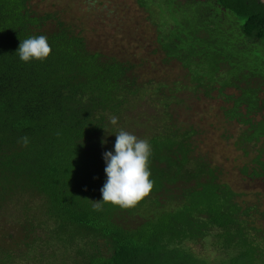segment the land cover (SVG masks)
<instances>
[{
  "label": "trees",
  "instance_id": "obj_1",
  "mask_svg": "<svg viewBox=\"0 0 264 264\" xmlns=\"http://www.w3.org/2000/svg\"><path fill=\"white\" fill-rule=\"evenodd\" d=\"M137 2L177 78L145 79L58 11L0 0V264H212L200 242L224 264H264V209L241 200L200 150V127L181 119L190 97L221 96L241 126V173L264 179V2ZM39 35L51 54L20 61V42ZM121 129L150 142L153 188L133 207L95 211Z\"/></svg>",
  "mask_w": 264,
  "mask_h": 264
},
{
  "label": "rangeland",
  "instance_id": "obj_2",
  "mask_svg": "<svg viewBox=\"0 0 264 264\" xmlns=\"http://www.w3.org/2000/svg\"><path fill=\"white\" fill-rule=\"evenodd\" d=\"M33 6L42 12L58 11L86 36L93 50L140 63L145 79L172 80L183 73L179 63H165L162 54L155 53V28L137 0H33ZM226 104L219 95L214 98L192 96L181 108V119L200 127V150L222 168L224 179L243 193L241 200L259 203L264 209V179L252 180L241 173L246 157L236 149L231 137L241 126L225 116L223 106ZM193 247L212 264H224L210 242L193 244Z\"/></svg>",
  "mask_w": 264,
  "mask_h": 264
},
{
  "label": "clouds",
  "instance_id": "obj_3",
  "mask_svg": "<svg viewBox=\"0 0 264 264\" xmlns=\"http://www.w3.org/2000/svg\"><path fill=\"white\" fill-rule=\"evenodd\" d=\"M51 52L48 38L44 35L24 39L16 50L20 61L25 63L43 61ZM111 123L115 125L117 118L113 117ZM114 134L116 140L113 150L103 153L106 181L100 189L101 199L93 204L95 211L109 203L121 208L133 207L153 188L149 167L152 154L150 142L123 129ZM22 141L25 145L28 144L27 137H23Z\"/></svg>",
  "mask_w": 264,
  "mask_h": 264
},
{
  "label": "water",
  "instance_id": "obj_4",
  "mask_svg": "<svg viewBox=\"0 0 264 264\" xmlns=\"http://www.w3.org/2000/svg\"><path fill=\"white\" fill-rule=\"evenodd\" d=\"M264 2V0H262Z\"/></svg>",
  "mask_w": 264,
  "mask_h": 264
}]
</instances>
